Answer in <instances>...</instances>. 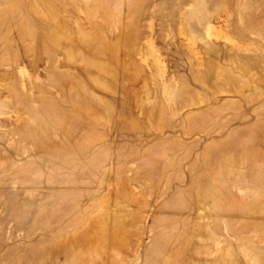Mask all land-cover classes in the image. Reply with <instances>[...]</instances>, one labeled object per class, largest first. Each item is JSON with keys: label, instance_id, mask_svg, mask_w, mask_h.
<instances>
[{"label": "rangeland", "instance_id": "obj_1", "mask_svg": "<svg viewBox=\"0 0 264 264\" xmlns=\"http://www.w3.org/2000/svg\"><path fill=\"white\" fill-rule=\"evenodd\" d=\"M0 264H264V0H0Z\"/></svg>", "mask_w": 264, "mask_h": 264}, {"label": "bare ground", "instance_id": "obj_2", "mask_svg": "<svg viewBox=\"0 0 264 264\" xmlns=\"http://www.w3.org/2000/svg\"><path fill=\"white\" fill-rule=\"evenodd\" d=\"M231 216V215H230Z\"/></svg>", "mask_w": 264, "mask_h": 264}]
</instances>
